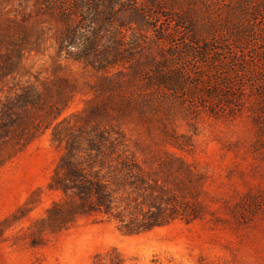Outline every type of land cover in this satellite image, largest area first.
Here are the masks:
<instances>
[{
    "label": "trees",
    "instance_id": "obj_1",
    "mask_svg": "<svg viewBox=\"0 0 264 264\" xmlns=\"http://www.w3.org/2000/svg\"><path fill=\"white\" fill-rule=\"evenodd\" d=\"M183 1L36 0L38 13L58 22L57 57L99 73L89 105L65 117L74 96L66 76L6 85L23 49L38 46L40 29L16 22L15 35L0 34V43L10 40L0 53V168L48 130L63 146L48 183L60 195L27 227L31 246L94 214L126 234L202 214V182L189 163L167 149L147 161L129 151L120 131L101 123L135 118L163 144L190 151L192 134L178 131L180 120L194 128L202 111L229 118L243 109L244 96L264 100V34L243 31L238 39L214 24L188 22ZM251 20L249 27L258 17ZM122 27L131 36L120 37ZM34 195L0 221V237L26 215Z\"/></svg>",
    "mask_w": 264,
    "mask_h": 264
},
{
    "label": "rangeland",
    "instance_id": "obj_2",
    "mask_svg": "<svg viewBox=\"0 0 264 264\" xmlns=\"http://www.w3.org/2000/svg\"><path fill=\"white\" fill-rule=\"evenodd\" d=\"M35 3L0 0V34L15 35L16 22L28 31L40 29L38 46L23 49L16 70L5 77L6 85H40L55 74L64 75L74 85V96L62 117L79 114L89 105L90 88L99 73L57 57L53 37L58 22L38 13ZM182 8L188 22L214 24L226 35L264 34V0H184ZM123 35L131 32L122 27L119 36ZM9 41L0 43L1 54L10 49ZM243 101V109L233 117L216 118L202 111L194 128L180 120L178 131L192 134L190 151L163 144L156 130H147L135 118L101 122L120 131L129 151L147 161L167 149L189 163L202 182L199 217L126 234L116 221L94 214L31 246L27 227L60 195L49 190L48 183L63 146L46 131L0 168V221L35 192L30 210L0 237V264H119V259L120 264H264V100L244 96Z\"/></svg>",
    "mask_w": 264,
    "mask_h": 264
}]
</instances>
